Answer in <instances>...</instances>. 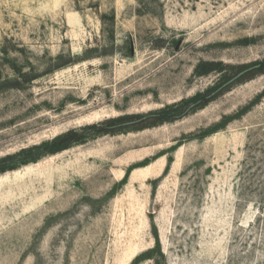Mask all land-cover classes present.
I'll return each instance as SVG.
<instances>
[{"label": "rangeland", "instance_id": "rangeland-1", "mask_svg": "<svg viewBox=\"0 0 264 264\" xmlns=\"http://www.w3.org/2000/svg\"><path fill=\"white\" fill-rule=\"evenodd\" d=\"M262 61L264 0H0V160L96 127L0 174V264H264V73L190 102Z\"/></svg>", "mask_w": 264, "mask_h": 264}, {"label": "trees", "instance_id": "trees-1", "mask_svg": "<svg viewBox=\"0 0 264 264\" xmlns=\"http://www.w3.org/2000/svg\"><path fill=\"white\" fill-rule=\"evenodd\" d=\"M255 65L258 66L257 69L248 72L247 74L242 76L239 80H237L235 83L242 82L246 77H248L249 75H253L254 73H261V74L264 73V61L256 63L254 64V66ZM223 67L224 66L221 63H218V64L202 63L196 68V73H199V75H207L213 71H222ZM245 69H247V67ZM219 88H211L203 93H199L195 95L194 97H192L190 102L194 104L195 108L200 107L210 102L215 95L220 94L223 91H227L229 87H226L216 93V91ZM178 109H179L178 104L167 106L153 113L152 120L155 122V124H163L166 122H170L173 120L174 113H176ZM125 120L126 118H114V119L108 120L107 124L110 126H115L117 124L123 123ZM95 129H96L95 126H89L83 131V133H86L87 131H95ZM83 133L78 134L77 132L71 131L63 136H59L53 139L49 143H44L40 146H36L28 150H22V152L16 156H8L6 158H3L0 160V174L7 170L13 169V167L12 168H7V167H9L8 165L15 162L16 160L19 161L20 159H24L23 163L26 164L28 162H35L42 155H53L62 150L68 149L72 143H78L82 141L83 135H84ZM108 133H109L108 131L97 132V134H108Z\"/></svg>", "mask_w": 264, "mask_h": 264}, {"label": "water", "instance_id": "water-1", "mask_svg": "<svg viewBox=\"0 0 264 264\" xmlns=\"http://www.w3.org/2000/svg\"><path fill=\"white\" fill-rule=\"evenodd\" d=\"M258 68V66L257 65H255V66H252V67H249V68H247V69H245V70H242L241 72H239L238 74H236L234 77H232L230 80H228L227 82H225L217 91H216V93L217 92H219V91H221L222 89H224V88H226V87H228V86H230L231 84H233V83H235L237 80H239L242 76H244L245 74H247L248 72H250V71H252V70H255V69H257ZM193 106H191V108H192Z\"/></svg>", "mask_w": 264, "mask_h": 264}]
</instances>
